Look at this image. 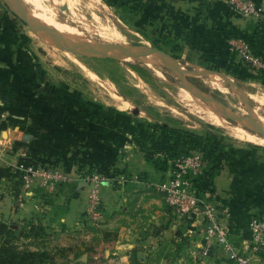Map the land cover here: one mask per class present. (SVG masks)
<instances>
[{"label":"crops","instance_id":"1","mask_svg":"<svg viewBox=\"0 0 264 264\" xmlns=\"http://www.w3.org/2000/svg\"><path fill=\"white\" fill-rule=\"evenodd\" d=\"M100 1L124 28L157 41L166 53H180L181 58L187 57V62L195 61L200 67H210L234 79L247 78L254 82L260 79L242 66L236 53L228 48L227 38L231 35L245 38L253 53L264 57V18H240L218 0ZM25 52L19 28L0 8L2 202L9 198L23 199L25 202L20 206L36 210L63 207L64 218L73 217L83 212L86 204L87 186L80 172L85 175L94 171L103 177V202L109 208L122 210L116 204L122 198L128 210L121 184L131 175L136 183L151 189L139 191L144 208L141 214L145 215L138 231L132 230L136 225L132 217L124 226L125 246L121 248L128 250L126 253L131 254V249L150 251L171 237L174 245L186 243L192 264H231L217 240L212 241L206 254L202 253L199 245L204 236V222L196 218L184 220L167 207L153 186L164 178L149 181L140 177V172L154 173L146 160L150 150L167 149L172 153L199 150L206 162L193 188L207 204L214 206V217L225 226L234 247L252 256V264H264V252H251L248 230L252 216L264 215V147L224 139H180L149 126L135 129L128 117L120 113L103 117L95 109H86L77 97L38 84L37 64ZM7 158L11 162L61 168L69 180L54 193L36 185L31 192L23 194L20 173L16 177L13 163ZM164 207L168 210L164 211Z\"/></svg>","mask_w":264,"mask_h":264},{"label":"rangeland","instance_id":"2","mask_svg":"<svg viewBox=\"0 0 264 264\" xmlns=\"http://www.w3.org/2000/svg\"><path fill=\"white\" fill-rule=\"evenodd\" d=\"M0 8L19 28L22 48L37 64L38 84L44 88L77 97L86 109H95L103 117L113 113L125 115L135 129L149 126L180 139H224L264 147L241 139V131L264 138L252 124L264 127L258 121L264 120V83L260 79H234L210 67H200L195 61L187 62V57L181 58L180 53H167L178 68L174 71L157 56L158 61L150 64L143 56H127L115 50L99 54L80 52L99 44L162 49L157 41L124 28L100 0H0ZM29 11L58 24L82 42H67L53 28L29 17ZM21 17L49 32L34 29ZM206 72L219 74L221 88L207 80ZM158 150L146 153L154 173L140 172L142 179L165 178L168 159L174 152L163 151L158 156ZM7 160L13 163L16 177L27 164ZM84 173L80 172L82 179L87 175ZM134 179L126 176L121 184L128 210L122 198L116 203L122 210H116L109 208L101 196L100 215L95 217L83 211L65 219L63 207L23 208L19 204L25 200L9 198L2 202L0 193V224L4 225L0 226V246L16 252L40 253L36 261H46L45 264H192L186 243L174 245L171 237L150 251L131 249L130 254L121 248L125 246L122 241L128 218L135 220L132 230L138 231L145 215L141 214L144 208L139 191L151 189ZM125 212H129L128 217Z\"/></svg>","mask_w":264,"mask_h":264},{"label":"built area","instance_id":"3","mask_svg":"<svg viewBox=\"0 0 264 264\" xmlns=\"http://www.w3.org/2000/svg\"><path fill=\"white\" fill-rule=\"evenodd\" d=\"M216 1V0H207ZM224 2L234 14L247 20L264 18V0H218ZM227 45L238 56L242 66L249 72L261 75L264 72V57L253 53L249 42L240 36L231 35ZM205 158L199 150H185L168 159V170L162 181L153 183L165 204L176 215L184 220L196 218L204 222V236L200 249L206 254L212 241L222 244L231 264H252V256L240 253L228 240L227 229L215 219L214 206L207 204L193 188L194 181L202 174ZM19 179L22 193L26 194L38 185L45 191L54 193L57 188L69 180L65 170L57 167L44 166L35 162L28 163L21 169ZM103 177L98 173L87 174L84 182L87 185L86 204L84 211L92 216H99L101 202V184ZM250 233V249L252 254L264 252V215L252 216L248 221Z\"/></svg>","mask_w":264,"mask_h":264},{"label":"water","instance_id":"4","mask_svg":"<svg viewBox=\"0 0 264 264\" xmlns=\"http://www.w3.org/2000/svg\"><path fill=\"white\" fill-rule=\"evenodd\" d=\"M21 15V13H20ZM25 22H27L31 27H33L34 29L37 28L38 30H41L44 33H48L49 31L46 30L44 27L37 25L36 23L25 19L24 17H21ZM50 36L53 37V34ZM56 41V39H55ZM77 50V49H75ZM119 51L124 55L127 56H145L149 53H154L156 54V56H158L159 58H161L164 62H166L167 64H169L171 66V68L174 71H178L177 66L172 62L173 58L171 56H169L165 51L162 50H157V49H153L151 47H140V48H132V47H128V46H123V45H117V44H99L97 46L92 47L91 49H81L78 50L80 52L83 53H92V54H99L102 52H108V51ZM252 124L255 126L256 130L261 133L262 135H264V130L262 128H260L257 124L253 123Z\"/></svg>","mask_w":264,"mask_h":264},{"label":"bare ground","instance_id":"5","mask_svg":"<svg viewBox=\"0 0 264 264\" xmlns=\"http://www.w3.org/2000/svg\"><path fill=\"white\" fill-rule=\"evenodd\" d=\"M96 1V0H95ZM94 2V1H93ZM94 8V7H93ZM95 10H96V8H95ZM29 14V17H31V18H33V19H35V20H37V21H39L40 22V24L42 23V24H45V25H47V26H49V27H51V28H53L54 30H56L58 33H60L65 39H66V41L67 42H78V43H81L82 41H80V40H76L75 38H80V37H78V36H74V35H70V34H68V33H63V31L60 29V27H59V25L58 24H56V23H53L52 21H50L49 19H47V18H45L44 16H42V15H39V14H36V13H33V12H31V11H29L28 12ZM47 28V27H46ZM158 57V56H157ZM156 54H154V53H149V54H147L146 56H143L142 58L143 59H145V60H147V62H150V64L152 63L151 61H158L156 58ZM206 75V78H207V80L211 83V84H213L214 86H217V88H221V87H219L222 83L219 81V80H217V79H219V74L218 73H210V72H206L205 73ZM257 96V95H256ZM215 117H217V116H215ZM258 121L262 124V125H264V120H262V119H258ZM262 128L264 129V127L262 126ZM242 133H243V135H242V137L241 136H239V137H241V139H244V140H247V141H250V142H254V143H257V144H264V138H261V137H258V136H256L255 134L253 135H249V134H245V132H243V131H241ZM240 132V133H241ZM247 133V132H246ZM237 135V134H236Z\"/></svg>","mask_w":264,"mask_h":264},{"label":"trees","instance_id":"6","mask_svg":"<svg viewBox=\"0 0 264 264\" xmlns=\"http://www.w3.org/2000/svg\"><path fill=\"white\" fill-rule=\"evenodd\" d=\"M259 78L262 81V83H264V72H262V74L259 75ZM163 151H168L172 153L170 150H166V149H159L157 152L161 153ZM174 155H176V153L172 154L171 157ZM146 160L150 162L147 157H146ZM0 226L4 227L3 224L2 225L0 224ZM40 255H41L40 253L32 252L29 250L16 252V251H13L11 248L10 249L6 248L5 245L0 246V264H36L38 262L45 264L46 261L45 262L41 260L36 261V257Z\"/></svg>","mask_w":264,"mask_h":264}]
</instances>
